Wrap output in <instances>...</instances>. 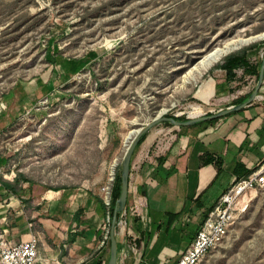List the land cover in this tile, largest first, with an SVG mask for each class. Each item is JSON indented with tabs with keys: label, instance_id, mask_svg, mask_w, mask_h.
I'll use <instances>...</instances> for the list:
<instances>
[{
	"label": "rangeland",
	"instance_id": "obj_1",
	"mask_svg": "<svg viewBox=\"0 0 264 264\" xmlns=\"http://www.w3.org/2000/svg\"><path fill=\"white\" fill-rule=\"evenodd\" d=\"M262 33L264 0H0L4 181L23 175L28 182L19 187L31 193L95 199L106 237L104 189L121 173L131 134L164 111L183 122L197 109L217 114L252 94L258 78L244 67L228 84L236 82L234 92L222 94L226 73L216 67L243 51L259 65L264 40L235 50L195 83L184 86L183 77L212 50ZM69 60L81 63L78 72L64 69ZM186 128L160 123L139 149L155 139L162 154ZM203 264H264V189Z\"/></svg>",
	"mask_w": 264,
	"mask_h": 264
},
{
	"label": "crops",
	"instance_id": "obj_2",
	"mask_svg": "<svg viewBox=\"0 0 264 264\" xmlns=\"http://www.w3.org/2000/svg\"><path fill=\"white\" fill-rule=\"evenodd\" d=\"M235 83L228 87L225 81L219 89L234 92ZM260 95L262 101L214 125L197 123L182 130L162 154V149L154 152L155 139L137 150L130 187L140 196L145 193L146 206L143 218H128L134 237L126 238L116 228L118 264H178L218 199L264 160V82ZM7 165V157L0 155V226L8 239L20 243L39 237L36 264L109 261L101 203L66 190L31 193L21 185L13 193L3 186Z\"/></svg>",
	"mask_w": 264,
	"mask_h": 264
},
{
	"label": "built area",
	"instance_id": "obj_3",
	"mask_svg": "<svg viewBox=\"0 0 264 264\" xmlns=\"http://www.w3.org/2000/svg\"><path fill=\"white\" fill-rule=\"evenodd\" d=\"M112 188L104 189L108 209ZM261 189H264V160L260 161L248 176L235 180L218 199L206 219L200 224L190 247L181 256L178 264H203L205 257L223 242L229 227L247 211L253 193ZM129 196L131 201L121 213L116 227L126 238L134 237L128 229V218L144 217V209L137 206L140 194L129 187ZM108 219L110 221L109 214ZM109 233L110 230L107 231L106 240L109 238ZM38 245L39 237L35 235L27 241L14 243L8 239L6 230L0 226V264H36L39 260Z\"/></svg>",
	"mask_w": 264,
	"mask_h": 264
},
{
	"label": "water",
	"instance_id": "obj_4",
	"mask_svg": "<svg viewBox=\"0 0 264 264\" xmlns=\"http://www.w3.org/2000/svg\"><path fill=\"white\" fill-rule=\"evenodd\" d=\"M264 82V60L261 65L258 83L250 97L244 101L241 104H238L236 106H232L227 108L226 110H222L217 114H212L209 116H200L196 118H189L187 121H177L173 117L167 118V117H157L154 120H152L150 123L146 125L145 128L139 130L138 134L134 137V139L131 141L129 146L127 147L123 162H122V170H121V194L120 198L117 200L116 207L114 209L113 213V219L111 221V228L109 233L110 238V259L108 261V264H118V241L116 237V227H117V221H118V214L125 211L127 207L128 202V196H129V187H130V169H131V161L134 154V151L140 142L142 136L146 134L148 131H150L155 126L159 125L160 123H171L173 126L178 127H190L197 123L215 119V118H221L227 114H230L232 112L241 110L248 105H250L253 101H255L258 98V93L260 89L262 88Z\"/></svg>",
	"mask_w": 264,
	"mask_h": 264
},
{
	"label": "trees",
	"instance_id": "obj_5",
	"mask_svg": "<svg viewBox=\"0 0 264 264\" xmlns=\"http://www.w3.org/2000/svg\"><path fill=\"white\" fill-rule=\"evenodd\" d=\"M252 48L256 50L258 48V46L255 45ZM62 65H63V67H64L65 70L70 71V72H74V73L78 72L80 70V68H81V63L79 61H71V60H69V61H62ZM261 65H262V63H260L259 65H251L250 62H249L248 51H243L242 53L228 56L224 60V62L222 64H220V65H218L216 67V69H221V70H223L226 73V81L229 84V83H231L233 81V79H235L237 77L236 71L239 70V69H241L242 67L245 68V74L248 73L250 75H255L257 78H259V73H260ZM42 88H43L42 90H44L45 92L47 91L46 85L45 86L43 85ZM201 92H202V90H200L198 92V96H199V94H201ZM250 95H251V93H249L246 96H243V97L238 98V100L236 101L235 105H238V104L243 103L244 101H246L250 97ZM173 118L176 119L177 121L179 120L176 117H173ZM219 120H220V118H215V119L207 120V121H204V122H200L199 124L214 125ZM165 124H167L169 126H172V124L171 123H168V122H165ZM190 127H192V126H190ZM190 127H188V128H190ZM144 140H145V138L142 137L141 140H140V142L138 143L135 151H134L133 157L136 154V152L139 149V147L144 142ZM133 157H132V159H133ZM207 160L208 159H206L204 162L207 163ZM251 172L252 171H250L249 173H247L245 175V177L248 176ZM23 181L24 182H28L23 177V175H17V177L15 178V180L13 182H8V181L7 182H3V186L7 190H9V191H11V192L14 193L15 190H16V188H17V186H19L20 183L23 182ZM120 194H121V173L118 172V173H116V178H115L114 186L112 188V195H111L110 207H109L108 212H107L109 214L110 221H112V219H113L114 209L116 207L117 200L120 198ZM128 205H129V199H128V202H127V206ZM137 206L140 209H142V208H144L146 206L145 193H143L140 196V199H139V201L137 203ZM104 207H105V205H104ZM105 209H106V207H105ZM81 213H82V209H79L76 212V216L79 217ZM120 216H121V213L118 214V220H119ZM206 217H205V219H206ZM137 240H138L139 243L141 242L140 238H138ZM104 245H106L107 248L110 249V238H108L106 240V242H105ZM107 263H108L107 260H104L103 258H100L94 264H107Z\"/></svg>",
	"mask_w": 264,
	"mask_h": 264
},
{
	"label": "bare ground",
	"instance_id": "obj_6",
	"mask_svg": "<svg viewBox=\"0 0 264 264\" xmlns=\"http://www.w3.org/2000/svg\"><path fill=\"white\" fill-rule=\"evenodd\" d=\"M264 40V33L249 38V39H238L234 41H230L224 44L221 47H218L208 53L204 58L196 65L193 66L190 72H188L183 77L184 86L189 85L191 83L197 82L198 78L203 75L204 72L208 71L212 67H214L217 63H219L224 57H227L235 50L240 49L243 46H246L252 42ZM202 109L197 111H193L189 113L190 118L200 117L202 115ZM165 115V111L159 114V117H163ZM138 131H135L131 136H136Z\"/></svg>",
	"mask_w": 264,
	"mask_h": 264
}]
</instances>
